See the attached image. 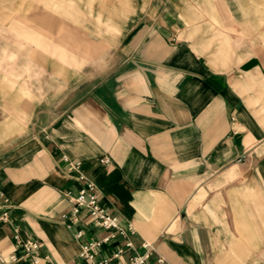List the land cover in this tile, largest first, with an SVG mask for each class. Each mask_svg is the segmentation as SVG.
<instances>
[{
    "label": "crops",
    "instance_id": "obj_1",
    "mask_svg": "<svg viewBox=\"0 0 264 264\" xmlns=\"http://www.w3.org/2000/svg\"><path fill=\"white\" fill-rule=\"evenodd\" d=\"M25 21L34 44L0 71V264H32L17 231L39 264H87L108 235L63 223L83 186L65 158L134 226L122 261L149 243L264 264V0H41Z\"/></svg>",
    "mask_w": 264,
    "mask_h": 264
},
{
    "label": "built area",
    "instance_id": "obj_2",
    "mask_svg": "<svg viewBox=\"0 0 264 264\" xmlns=\"http://www.w3.org/2000/svg\"><path fill=\"white\" fill-rule=\"evenodd\" d=\"M65 159L69 162L70 169L78 173V180L83 182V186L77 195L68 194L71 208L67 214L62 216L63 223L69 229L76 227L75 238L77 240H82L85 236L84 230L79 226L84 214L89 216L90 223L95 228L108 232V235L103 238L83 243L80 258L87 264H112L113 262H117V264H169L165 258L156 254L154 247L149 243L143 244V253L131 256L126 262L121 260L122 256L134 247L131 241V236L135 234L134 226L132 224L122 225L117 216L112 215L101 205L98 186L94 180L84 174L80 161L71 162L67 158ZM101 162L108 163V159L104 158ZM1 208L0 203V210ZM7 220L8 213L3 212L0 215V222ZM119 237L125 240V245L116 248L110 256L98 259L102 250L107 246L112 247ZM14 238L24 254L32 259V264H39L38 251L40 244L33 240H23L18 231ZM13 260L16 261V258L13 257ZM0 262L4 263L1 255Z\"/></svg>",
    "mask_w": 264,
    "mask_h": 264
},
{
    "label": "rangeland",
    "instance_id": "obj_3",
    "mask_svg": "<svg viewBox=\"0 0 264 264\" xmlns=\"http://www.w3.org/2000/svg\"><path fill=\"white\" fill-rule=\"evenodd\" d=\"M35 3L40 6L41 0H0V71L2 62L23 59L25 47L33 46L25 17L32 15Z\"/></svg>",
    "mask_w": 264,
    "mask_h": 264
}]
</instances>
